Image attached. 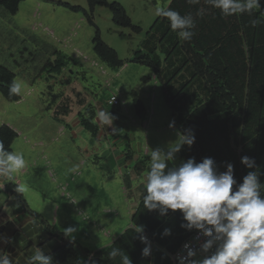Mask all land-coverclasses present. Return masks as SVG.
Instances as JSON below:
<instances>
[{
    "label": "rangeland",
    "instance_id": "rangeland-1",
    "mask_svg": "<svg viewBox=\"0 0 264 264\" xmlns=\"http://www.w3.org/2000/svg\"><path fill=\"white\" fill-rule=\"evenodd\" d=\"M107 1L121 4L132 22L142 29L140 33H133L116 26L106 7H95L93 11L103 41L121 60H128L141 48L158 17L156 6L166 8L172 0ZM60 2L89 9L87 0H25L19 4L16 15L0 7V60L15 70V81L24 85L18 102H10L0 95V125H10L19 135L12 149L23 153L26 166L14 174L12 182L24 189L26 208L38 215L30 216L28 219L33 223L23 226L18 233L11 229L14 222H7L6 216L1 215L0 235L11 238L8 245L13 250L8 252L16 249L14 255L29 245L27 238L35 235H39L35 245L52 234L86 255L111 244L130 226V215L138 205L146 175L136 177L134 165L129 163L128 167L126 161L116 158V150L123 152L126 146L127 150L136 152L139 161L149 165L150 151L166 148L176 139L181 128L180 116L192 104L180 116L177 113L173 116L159 81L153 77L146 82L140 79L151 75L149 68L128 62L116 69L99 61L93 52L95 29L81 12L59 6ZM47 62L50 64L47 69H41ZM55 65L61 68L59 76L51 73V66ZM48 75L59 82L48 81ZM67 78H73L72 82L62 86L61 80ZM49 83L53 91L48 90ZM178 84L174 82L175 87ZM132 90L139 93L146 107L143 116L133 113ZM55 93L61 95L52 105ZM113 95L118 96L117 105L108 103ZM61 105L68 112L60 111L63 116L58 112L54 115ZM101 112L116 117L111 126L100 118ZM78 113L81 117L77 119ZM93 113L94 118L89 122L103 131L97 136L79 124L82 117ZM61 125L64 128L58 130ZM122 167L134 181L132 189L127 190ZM127 194L129 198L132 195L131 202ZM8 196L0 189V208ZM69 227L76 231L66 236L64 229Z\"/></svg>",
    "mask_w": 264,
    "mask_h": 264
},
{
    "label": "trees",
    "instance_id": "trees-1",
    "mask_svg": "<svg viewBox=\"0 0 264 264\" xmlns=\"http://www.w3.org/2000/svg\"><path fill=\"white\" fill-rule=\"evenodd\" d=\"M22 1L24 0H0V5L14 14ZM87 2L88 10L63 2L58 5L81 12L95 29L93 52L99 61L116 69L124 67L128 62L149 68L151 75L142 76L140 79L146 82L153 77L159 81L162 94L173 116L185 111L192 103L185 115H179L181 117L179 128L180 133L192 130L195 142L190 148L184 146L177 153L176 160L169 162L170 166H176L192 157L196 162L211 157L220 172L226 170L227 163H231L234 178L240 183L247 172L252 170L241 163V157L248 156L255 160L258 170L262 173L260 180L264 183V0H260L262 11H255L251 16L243 14L229 17L221 15L218 9H212L204 0L198 5H189L186 0H172L166 8L178 11L181 15L191 13L196 18L195 35L192 40H180L170 28L168 20L158 16L146 33L147 37L141 48H138L128 60H121L117 52L103 41L94 22L93 11L95 7L108 8L112 14V22L116 26L130 29L133 33H140L141 27L132 22L125 8L118 2L107 0ZM200 11H203L202 16L197 15ZM252 20L260 22L253 27ZM11 61L16 63L14 60ZM47 65H50L49 62ZM47 65L44 70L47 69ZM0 66H4L0 67V93L10 102H18L21 94L9 93L15 74L1 60ZM51 67L53 69L51 73L58 76L61 74L58 65ZM71 81L72 78H67L61 82L64 86ZM174 82L179 83L177 87L174 86ZM60 95L61 93L54 94L52 104ZM130 96L134 104L133 113L138 116L146 114L147 110L139 93L132 90ZM60 111L68 112L62 105ZM94 115L93 113L90 117H82L81 123L84 120L86 123L81 125L96 134L98 127L89 122ZM62 122L65 123L64 120ZM63 128L61 125L58 130ZM17 136V132L11 126L0 125V141L6 150H13L12 144ZM139 159L134 162V168L138 172H147L149 165ZM127 180L125 181L128 190L130 185ZM4 184L3 192L14 194L17 204L24 206L25 209L23 207L22 209L29 213V216H38L26 208L22 192L17 191L18 185L12 180H6ZM144 194L145 187L141 190L138 205L136 204L134 212L130 215V226L104 248L84 255L63 239L54 238L52 234L49 235V239L37 245L47 247L41 251L52 256L53 264H88L90 257L96 264H120L119 256L114 260L107 256L113 247L121 248L130 257L132 264H172L169 254L177 250L181 242L193 231H185L180 227L183 220L178 210L174 213L169 211L168 215L161 217L155 211L149 212L144 209L142 199ZM127 198L131 202L132 195L129 198L127 194ZM129 202L128 208L131 204ZM134 225L143 226V234L151 241L152 254L148 257L141 255L144 245L138 239L139 234L132 229ZM164 228H170L171 235L162 236Z\"/></svg>",
    "mask_w": 264,
    "mask_h": 264
},
{
    "label": "clouds",
    "instance_id": "clouds-1",
    "mask_svg": "<svg viewBox=\"0 0 264 264\" xmlns=\"http://www.w3.org/2000/svg\"><path fill=\"white\" fill-rule=\"evenodd\" d=\"M186 3L198 5L201 0H186ZM204 3L212 9H218L224 17L243 14L251 16L255 11L261 10L260 0H204ZM0 7L10 15L17 13L11 14L3 6ZM155 13L168 20L170 28L180 40H192L197 21L191 13L181 15L178 11L165 8L163 5L156 6ZM197 15L202 16L203 11ZM259 22L252 20L251 24L255 27ZM47 64L48 62L42 64L41 69L44 70ZM10 71L15 74V70ZM53 79V76H50L48 81ZM54 80L59 82L57 78ZM60 83L63 86L62 82ZM52 86V83H49L48 90L53 91ZM23 87V82L14 80L9 88L10 95H20ZM112 97L119 103L118 96ZM57 112H60V107L54 115ZM100 118L108 126L116 119L109 112H101ZM102 133V129L98 128L96 135ZM194 142L195 135L188 129L178 133L176 139L166 148L157 147L150 151V164L144 178L145 194L142 198L144 209L149 212L155 211L161 217L168 215L169 211L174 213L178 210L183 220L180 227L185 231H195L197 241L203 238L198 247L186 242L183 245V254L176 257L177 264H264V183L260 180L262 173L258 170L255 160L248 156L241 157V163L252 170L247 172L240 183L234 178L231 163H227L226 170L220 172L211 157H205L200 162H196L192 157L176 166H170L169 162L176 160L177 153L184 146L190 148ZM25 166L23 153L6 150L0 141V178L11 181L14 174ZM17 191L23 192L24 189L18 188ZM132 229L139 234L138 239L144 245L141 255L150 256L152 245L149 238L143 234V226L134 225ZM74 231L76 229L69 227L64 229V234L71 236ZM161 235H171V229L164 228ZM10 243L11 238L0 235V244ZM10 255V252L5 254V251L0 249V264H12ZM107 256L113 260L119 256L120 264H132L130 257L121 248L113 247ZM28 264H53V258L37 247ZM88 264L96 262L90 257Z\"/></svg>",
    "mask_w": 264,
    "mask_h": 264
},
{
    "label": "bare ground",
    "instance_id": "bare-ground-1",
    "mask_svg": "<svg viewBox=\"0 0 264 264\" xmlns=\"http://www.w3.org/2000/svg\"><path fill=\"white\" fill-rule=\"evenodd\" d=\"M13 62H15V61H13ZM15 65V64H14ZM65 69V68H64ZM80 70V69H79ZM81 72V71H80ZM80 72L78 73V74H80ZM84 74V73H83ZM86 74V73H85ZM84 74V75H85ZM77 75V74H76ZM82 75V74H81ZM83 76V75H82ZM81 76V77H82ZM105 92H106V90H105ZM108 93V92H107ZM94 96V95H93ZM93 98V97H92ZM105 104H107L106 102H104ZM83 107V106H82ZM82 109V108H81ZM100 109V108H99ZM81 111V110H80ZM79 111V112H80ZM97 113V112H96ZM85 114H86V112H85ZM100 114V113H99ZM76 116H77V119L78 118H80L81 117V115L78 113V114H76ZM118 120V119H117ZM72 121V120H71ZM85 122V120L84 121H82V123H84ZM81 122L79 123L80 125L82 124ZM86 123V122H85ZM120 123V122H119ZM86 125V124H85ZM118 126V125H117ZM116 126V127H117ZM115 127V128H116ZM84 128V127H83ZM85 128H86V126H85ZM88 128H90V127H88ZM107 129V128H106ZM120 128H118L117 129V131L119 130ZM62 130V129H61ZM60 130V131H61ZM89 130V129H88ZM91 132H92V130H91ZM96 132V131H95ZM113 133V132H112ZM93 136H97L94 132L93 133H91ZM114 134V133H113ZM116 134V133H115ZM91 135V136H92ZM111 136H112V134H111ZM114 136V135H113ZM113 138V137H112ZM121 139V138H120ZM98 140V139H97ZM129 140V139H128ZM127 140V141H128ZM132 140H133V138H132ZM126 141V142H127ZM135 141V140H134ZM126 142L125 143H123L124 145L126 144ZM131 142V141H130ZM119 144H121V143H119ZM128 144H130V143H128ZM115 146V145H114ZM121 147V146H120ZM130 147H131V145H130ZM114 148V147H113ZM129 148V147H128ZM86 150V149H85ZM113 150V149H112ZM13 151V150H12ZM86 152H88L87 150H86ZM109 152V151H108ZM114 152V151H113ZM116 152L118 153V155H115V157L117 158H119V160L121 159L122 160V162H125L126 161V163L129 165L128 167H130V164L129 163H132V165L134 164V162L136 161V159L138 158V156L136 155V152L134 151L133 152V150H131V151H129V150H127L126 149V146L123 148V152H121V150L120 151H118V150H116ZM124 153V154H123ZM88 154H89V152H88ZM92 155V154H91ZM94 155V154H93ZM102 155H104V153H102ZM95 156V155H94ZM101 157V156H100ZM99 158V157H98ZM97 158V159H98ZM118 160V159H117ZM113 165V163L111 164V166ZM124 166V165H123ZM123 168V167H122ZM129 169V168H128ZM123 170V174H125V173H127V170L126 169H122ZM135 172V174H136V177H139V175L141 174L142 175V173H146V172H138V171H136V169L134 168L133 169ZM119 172H120V170H119ZM125 172V173H124ZM110 173V172H109ZM122 174V175H123ZM128 174V173H127ZM127 174H125L126 175V177L125 178H122L123 180L125 179H128L127 181L129 182L128 184L130 185V189H132V184L134 183V181H132V177L131 176H127ZM130 174V173H129ZM132 174V173H131ZM121 175V176H122ZM117 176V175H116ZM140 178V177H139ZM140 180V179H139ZM8 181V180H7ZM6 182V178H0V189H1V191L3 192L4 190H3V185H4V183ZM141 182V181H140ZM127 187V186H126ZM144 187V186H143ZM4 200H5V197L3 198ZM3 199H2V202H4L3 201ZM138 203V202H137ZM25 211L22 209V207L21 206H19L18 204H17V202H16V200H15V198L12 196V195H9L8 196V198H7V200H6V202L4 203V206H2L1 208H0V217H1V215H4V216H6V218L8 219L7 220V222H9V220H11L12 222H14V224L15 225H12L11 226V229L12 230H15L17 233L18 232H20L21 231V229L23 228V226H28V224H32L33 223V221H32V219H28V218H30V216L25 212ZM27 214V215H26ZM32 218V217H31ZM0 220H2V219H0ZM2 222V221H1ZM0 222V223H1ZM10 224H12V223H10ZM10 226V225H9ZM1 227V226H0ZM45 230V229H44ZM37 233V232H36ZM18 236V235H17ZM39 236V235H38ZM37 235H35V236H29V237H31V238H27V240H28V242H27V244H29V245H27L26 246V248H29V249H27V251L26 252H29V254H31L32 256L35 254V252H36V250H37V245H35V242H34V240H37L36 239V237H38ZM26 238V237H25ZM35 238V239H34ZM44 240H46V239H44ZM39 241V240H38ZM22 242V241H21ZM42 242H43V240H42ZM16 244V243H15ZM52 244V243H51ZM22 245H24V243L22 244ZM21 245V246H22ZM26 245V244H25ZM38 245H39V243H38ZM50 245V244H49ZM16 246H18V245H16ZM24 247V246H23ZM23 247H21V248H23ZM53 247V245L51 246V248ZM25 248V249H26ZM45 248H47L45 245H42L41 247H39V249L40 250H44ZM0 249H3V251H5V254L6 253H8V251H10V250H13V248L12 247H10V245H8V244H0ZM25 249H23V250H21L17 255H14L16 252H15V250H14V252L12 251L11 252V254L12 255H10L9 257H10V259H11V261H12V264H28V260H29V254L28 253H26V252H24V250ZM50 250V249H49ZM27 256V259L26 258H24V257H26Z\"/></svg>",
    "mask_w": 264,
    "mask_h": 264
},
{
    "label": "built area",
    "instance_id": "built-area-1",
    "mask_svg": "<svg viewBox=\"0 0 264 264\" xmlns=\"http://www.w3.org/2000/svg\"><path fill=\"white\" fill-rule=\"evenodd\" d=\"M109 103H112V104H117L118 101L115 97H112L109 101ZM100 133V132H99ZM196 237V232L194 231L187 239H185L181 244L180 246L177 248V250H175L173 253L170 254V258L172 260V263L173 264H177V260H176V257L178 254H183V245L186 243V242H191V244L193 245V247H198L199 243H202L203 242V238H201L200 241H197L195 239Z\"/></svg>",
    "mask_w": 264,
    "mask_h": 264
}]
</instances>
